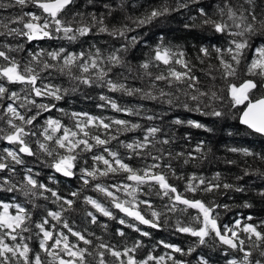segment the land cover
Listing matches in <instances>:
<instances>
[{
	"label": "snow or ice",
	"instance_id": "6c2138e0",
	"mask_svg": "<svg viewBox=\"0 0 264 264\" xmlns=\"http://www.w3.org/2000/svg\"><path fill=\"white\" fill-rule=\"evenodd\" d=\"M77 0H0V122L6 127H0V140L6 141L12 148L0 150V173L8 175L0 176V192L14 194L11 201L0 200V264H187L186 261L178 259L171 253L155 256L149 253L143 259L136 258L138 249L144 247L143 241L136 240L131 246L125 244L122 248L104 242L97 238L98 243L89 238L85 232L74 230L65 218L66 212L75 210L76 200L80 191H71L68 196L61 195L57 190L40 182L32 168L24 169L23 178L16 182L12 177L17 175L16 166L24 165L23 156H35L42 154L51 158L49 167L65 177L76 176L77 163L88 165L87 159H82L86 153H93L92 164L79 169L80 179L83 185L98 181L101 177L123 176L122 180L106 185L95 183L93 190L101 193L111 204V208L118 209L124 214L118 223L132 228L143 237H150V233L142 231L138 224L148 225L159 229L161 218L165 217L164 223L171 217L169 213L177 212L184 214L189 209L195 210L196 214L190 216L187 222L179 217L175 221V230L179 233L196 238L193 246L187 250L179 245L159 241L172 253L181 256L191 255L200 245H206L209 241L217 242L227 246L239 257L233 256L227 260V264H264V231L259 230L262 225L244 223L236 220L234 225L221 224L219 222L218 208L227 209L228 205H220L214 201L205 202L203 199L195 198L196 193H211L220 189L243 192L244 188L230 183H222L220 173H216L212 180H206L203 176L191 175L186 182L183 192L178 191L174 184L169 183V178L184 180L182 175H176L172 164L165 163V159L171 158L172 153H165L163 149L157 148V144H168V139L157 140L160 128L152 126L144 129V135L134 139L131 143L120 142L128 150L129 155L122 157L119 151L109 148L112 141L118 140L116 133L134 132L141 128L139 123L125 119L93 116L89 113H65L64 109L57 108L55 103H37L36 97L51 98L54 101L64 99L68 89L52 83H45L43 73L51 74L55 70L66 75L71 81L88 85H96L107 88L110 92H121L128 96L139 95L142 99L162 100L171 105L174 93L160 88L157 82H166L171 88H178L185 97L196 102L194 109H189L188 103L181 106L185 109L201 112L202 115L222 117L224 112L212 106V102L223 100V97L212 88L203 90L200 78L193 72L194 65L186 59L185 53L165 46L163 42L154 49V55L150 60L140 64L144 75L150 79L148 90L139 87H129L125 82L114 79L110 74L114 68L127 67L122 51H127L130 46L140 43L138 36H128L136 28L151 24L154 20L170 15L172 12L188 9L191 5H199L201 0H176L175 5H170L167 0L158 6L152 7L139 17H127L134 27L123 24L120 27H109L105 23L106 15L95 12L85 13L76 10ZM88 4H94L95 0H87ZM36 11H24L26 8ZM107 16H111L114 9L110 4H104ZM118 7H123L121 3ZM9 9H19L14 15H4ZM198 15L192 17L195 21L199 19L200 26H207L215 33L226 38L224 47L216 45L201 47L200 53L203 57H211L213 53L219 62L221 78L229 81L230 78H239L240 65L248 60L247 52H252V58L248 61L245 75L258 77L259 79H242L239 84L228 82L227 93L233 108L239 106V121L254 133L264 135V44L253 47V39L264 37V0H219L213 12L206 11L204 7L197 9ZM190 27V25H185ZM96 29L97 33H106L114 38H123L127 41L120 48L114 49L107 56L100 48L95 46L87 51L79 53L70 52L66 48L54 50L39 49L29 51L28 59L21 64L13 52L22 50V46L13 47L8 41L13 38H26L28 42L40 40H67L74 42L80 37L88 36ZM162 40V38H161ZM199 58V57H198ZM50 61H54L52 63ZM203 63V59L200 60ZM163 64L165 69L153 74L151 67L159 68ZM179 65L181 70H177ZM212 66H209L207 75L215 80L212 75ZM75 70V71H74ZM131 71V69H128ZM21 85L20 91H13L6 85ZM73 91L76 89L73 88ZM223 91V89H221ZM167 98V99H164ZM179 100V96L175 97ZM104 104L98 107H110L112 110L124 113L128 116H141L138 109L121 107L109 96L99 97ZM204 111L201 103L204 101ZM33 109L36 111L33 112ZM56 109L72 119V126L65 125L60 119L48 117L43 125H37L38 118L44 112ZM31 113V115H29ZM147 120L156 119L153 115H146ZM176 124L185 123L180 119L174 121ZM187 124L211 129L197 121H186ZM36 145V151L32 144ZM101 148L102 152L95 153L94 149ZM197 151H202L198 146ZM231 152H239L247 157L258 156L264 161V155L256 154L247 148H231ZM177 153L176 156H182ZM132 156L141 159H150L152 163H145L143 167H133L125 159ZM189 157L195 159L189 153ZM188 161L185 160V163ZM234 163V161H229ZM250 173L245 170V175ZM264 175V172L260 173ZM55 182L54 177H49ZM243 179V177H238ZM144 186H147L145 191ZM153 189H156L153 193ZM46 193L50 194L46 195ZM120 193L123 194L122 198ZM186 193H191L189 197ZM25 198L26 203L31 204L33 209L43 207L36 203L37 200L52 199V203L58 205V210L44 209V215L38 221L33 220V212L22 203L16 202V195ZM159 196L167 198V203L157 210L150 199H139L140 195ZM264 195V193H261ZM84 203L91 205L95 212L116 220L117 216L99 200L92 196H85ZM147 209L142 212L141 207ZM245 207H251L245 203ZM150 213V215H149ZM87 216L91 223H97V215L88 211ZM130 218L133 223H129ZM252 217H247L251 220ZM55 221V223H52ZM66 229L67 232L60 230ZM106 227V226H105ZM35 229L36 231H33ZM28 235H25V234ZM121 237L125 236L122 229L117 230ZM243 234V235H242ZM70 236L75 238L70 240ZM35 237L38 240L39 250L30 246V241ZM81 242L84 246H81ZM254 251L259 258H254ZM228 255V252L224 253ZM42 256L44 258H42ZM111 257L112 259H106ZM198 264H209V260L203 256L198 259Z\"/></svg>",
	"mask_w": 264,
	"mask_h": 264
},
{
	"label": "trees",
	"instance_id": "16d2710c",
	"mask_svg": "<svg viewBox=\"0 0 264 264\" xmlns=\"http://www.w3.org/2000/svg\"><path fill=\"white\" fill-rule=\"evenodd\" d=\"M163 2L164 0H95L94 4H88L87 0H77L76 10L85 13L95 12L98 15L104 13L107 17L105 23L108 24L110 28L112 26L120 27L123 24L134 27L131 20L127 19V17L142 16L150 8L158 7ZM167 2L170 5H175L176 0H167ZM121 3L123 4L122 8L118 7ZM218 3L219 0H201L199 5H191L188 9L172 12L170 15L154 20L151 24L136 28L135 31L129 32L128 36H138L140 38V43L130 46L127 51H122L120 53L127 67L114 68L110 75L114 79L125 82L129 87H139L148 90L151 81L144 75V70L140 68V64L146 60H150L154 55V49L163 42L165 46H171L185 53L186 59L191 62V65L195 66L193 72L200 78L199 86L203 90H208L212 88L213 85L215 86L213 90L217 91L223 97V100L212 102V106L223 111L224 116L212 117L202 115L201 112L195 110H189L196 107V102L191 101L177 90L183 87L180 85H173L169 88L166 82H157L158 87L174 93V95L170 97L173 99V104L169 105L162 100L142 99L139 95L128 96L121 92H110L107 88H101L96 85L89 87L88 85L71 81L66 75H62L55 70H51V74L47 72L42 74L46 77L44 82L68 89L69 91L64 96V99L60 101H54L46 97H36L35 99L37 103H55L57 108L64 109L65 113L86 112L93 116L125 119L139 123L141 128L134 132L116 133L115 130L112 132V134L118 136V140L112 141L108 147L119 151L121 156L125 158L129 155V152L120 142L131 143L134 139L142 137L145 134L144 129L148 127L155 126L160 128L161 131L157 134L156 139H168L170 142L168 144H157V148L163 149L165 153H172L171 158L166 157L165 163L170 162L173 169H175L176 175H182L185 178L184 180H177L174 177H170L169 183L174 184L178 191L183 192L187 179L191 175L195 174L197 176H203L206 180H212L216 173H220V182L241 186L244 188V191L235 192L220 189L211 193L198 192L195 198L203 199L206 203L214 201L220 205H228L229 207L227 209L218 208L216 210L219 213V222L221 224H228L231 226L234 225L236 220H240L242 222L241 227H243L245 222L262 225V222H264V195H261V193H264V175L260 173L264 172V161L260 160L258 156L247 157L242 153L230 151L231 148H247L256 154L264 155V138L240 125L239 107L242 106L233 108L227 93L228 82L239 84L242 79H259L258 77L246 76L244 72L248 61L252 58V52L249 51L246 53L248 60L242 62L240 65L239 78H230L229 81H225L221 78V70H219V62L215 54L213 53L211 57H203L199 50L201 47H208L211 50L212 45L224 47L226 38L222 35L213 33L207 26H200L199 19L195 21V27L191 26L194 23L191 18L198 15L197 9L199 7H204L206 11L213 12L215 10V5ZM104 4H110L114 9L111 16H107V10L103 7ZM29 10L36 11V9L31 7L24 9V11ZM17 11H19V9H9L7 12H4V15H8L9 13L14 15ZM163 22L167 24V27H162ZM186 24L190 25V27H185ZM8 42L11 43L13 47L17 45L22 46V50L12 53L21 64L27 61L29 51H37L39 49L54 50L63 47L70 52L79 53L80 51L92 49V47L95 46L100 48L103 54L107 56L114 49L120 48L121 45L127 43L123 38H114L106 33H97L96 29H93V32L88 36L80 37L74 42L48 39L28 42L26 38H13ZM252 43L253 47L260 46L264 44V37L258 36L253 39ZM201 59H203V63L200 62ZM50 62L55 63L54 61ZM210 65L212 66V75L216 77L215 80H212L207 75V72L210 70ZM175 67L177 70H181L179 65H175ZM129 68L131 71L128 70ZM164 69L165 66L161 64L159 68L151 67L149 71L156 74ZM6 86L10 87L13 91H20L22 87L18 84ZM73 88L76 90L73 91ZM221 89H223V91H221ZM101 95L111 97L121 107L140 110L141 116H128L124 113L116 112L110 107H98V105L105 103L99 99ZM176 96H179V100H176ZM185 102L188 103L189 109H185L181 106ZM207 102L208 101L205 100L200 105L204 111L209 110L204 108V103ZM34 111H36V109H33V112ZM226 112L228 113L226 114ZM29 115H31V113H29ZM146 115H153L156 119L147 120L143 118ZM48 117L60 119L68 126H72L73 123L69 115L52 109L50 112L42 113L36 124L43 125ZM176 119L185 121V123L176 124L174 123ZM189 120L197 121L205 125L206 128L211 129V131H206L204 128L193 127L186 123V121ZM0 127L6 126L0 122ZM198 146L202 148V151L196 150ZM12 147H14V145L0 140V150ZM32 147L34 151L37 150L34 143ZM93 152L100 153L102 149L96 148ZM177 153H183V155L177 157ZM189 153L196 158H190ZM92 154L93 153H86L83 155L82 159H87L88 165H83L82 161L78 162L77 168L75 169L77 174L71 178L58 174L53 168L49 167L48 164L51 162V158L49 157L42 154L23 156L25 163L22 166H16L17 175L12 178L16 182L21 181L24 169L30 167L33 169L34 173L39 174L36 178L40 182L57 190L61 195L68 196L69 192L82 189L79 198L76 200V205L74 206L75 210L64 214L69 224L74 230L81 232H85L86 230V234L94 233L95 235H89V238L94 241V244L99 242L97 238H102L104 242L116 245L119 248H122L125 244L131 246L136 240L143 241L144 247L138 249L135 254L137 259L145 258L149 253L155 256L171 253L178 259L186 261L187 264H198L200 256L208 259L209 264H227V260L231 259L233 256L239 257V253H234L228 249L227 246L212 241H209L206 245L198 246L195 252L187 256H181L179 253H172L170 249L159 244V241L163 240L166 243L179 245L185 250L194 245L196 238L179 233L174 227L177 217L187 222L190 216L195 215L196 212L192 209H189L188 212L184 214L179 212L175 214L169 213L168 216L171 218L168 219L166 224L164 223L165 217H162L161 224L163 226L159 229L151 228L148 225H142L136 222L137 226L140 227L142 231H147L151 234L150 237H143L132 228L119 224L118 219L124 218V214L118 209L111 208L110 202L101 193L93 190V185L95 183L110 185L118 180H122L123 176L101 177L98 181L83 185L80 179L79 169L92 164ZM185 160L188 162L185 163ZM229 161H234V163H229ZM125 162L130 163L133 167H143L145 163H152L150 159L145 160L136 156H132L130 160L125 159ZM245 170L250 174L245 175ZM4 175H8V173H0V176ZM49 177H54L55 182L50 180ZM238 177H243V179H238ZM144 188L145 191H147V186H144ZM152 191L155 193L156 189ZM13 195L12 193L0 192V200H5L6 202L11 201ZM15 195L16 202L24 204L25 207L33 212L34 221H38L40 217L44 215L45 208L58 210V205L52 203V199L54 198H50L49 200H37L36 203L43 207L33 209L31 204L26 203V200L30 198H25L19 194ZM46 195L50 196L48 193H46ZM119 195L127 199V197H123L122 193ZM186 195L189 197L192 196L191 193H186ZM85 196H92L106 207H109L114 215L117 216V219L112 220L95 212V209H93L91 205L84 203L83 198ZM139 199H150L157 210H161L162 205L167 203V198L161 199L154 194L147 197L140 195ZM245 203L250 204L251 207H245ZM88 211H93L97 215V223H91V218L87 216ZM141 211L147 212V209L142 206ZM249 216L252 217L250 221L247 220ZM127 219L129 223L134 222L130 218ZM52 223H55V221H52ZM118 229H122L125 232V236H119L117 234ZM60 230L67 232L66 229H62V226H60ZM259 230L264 231V225H262ZM33 231L36 230L33 229ZM25 235L28 234L26 233ZM74 239L75 238L70 236V240ZM29 243L33 249L39 250L38 240L35 237H33ZM81 246H84L82 242ZM225 252H228V255H225ZM253 255L254 258H259L258 253L255 251ZM42 258L44 257L42 256ZM106 259L111 260L112 258L106 257ZM168 264H171V261H168Z\"/></svg>",
	"mask_w": 264,
	"mask_h": 264
},
{
	"label": "water",
	"instance_id": "95a60500",
	"mask_svg": "<svg viewBox=\"0 0 264 264\" xmlns=\"http://www.w3.org/2000/svg\"><path fill=\"white\" fill-rule=\"evenodd\" d=\"M240 122V121H239ZM240 125L241 126H243V127H245V128H247V126H245V125H243V124H241L240 123ZM248 129V128H247ZM249 131H251L250 129H248ZM252 132V131H251ZM252 133H254V132H252ZM254 134H257V135H259V136H261V137H263L264 138V135H260V134H258V133H254Z\"/></svg>",
	"mask_w": 264,
	"mask_h": 264
},
{
	"label": "rangeland",
	"instance_id": "374dc122",
	"mask_svg": "<svg viewBox=\"0 0 264 264\" xmlns=\"http://www.w3.org/2000/svg\"><path fill=\"white\" fill-rule=\"evenodd\" d=\"M162 27H167V24H165V23L163 22ZM227 113H228V112H226V114H227Z\"/></svg>",
	"mask_w": 264,
	"mask_h": 264
}]
</instances>
